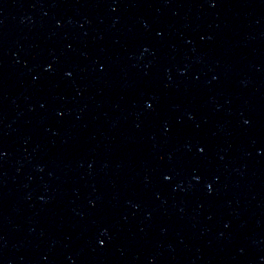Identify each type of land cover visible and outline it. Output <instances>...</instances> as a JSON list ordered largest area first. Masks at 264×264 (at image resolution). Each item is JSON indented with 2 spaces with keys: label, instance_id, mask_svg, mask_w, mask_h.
<instances>
[{
  "label": "water",
  "instance_id": "1",
  "mask_svg": "<svg viewBox=\"0 0 264 264\" xmlns=\"http://www.w3.org/2000/svg\"><path fill=\"white\" fill-rule=\"evenodd\" d=\"M0 264H264V0H0Z\"/></svg>",
  "mask_w": 264,
  "mask_h": 264
},
{
  "label": "snow or ice",
  "instance_id": "2",
  "mask_svg": "<svg viewBox=\"0 0 264 264\" xmlns=\"http://www.w3.org/2000/svg\"><path fill=\"white\" fill-rule=\"evenodd\" d=\"M201 151H202V149H201ZM165 179H168V177H165Z\"/></svg>",
  "mask_w": 264,
  "mask_h": 264
}]
</instances>
